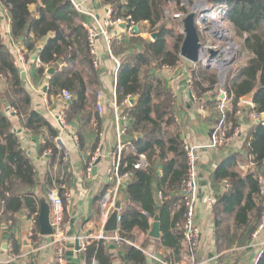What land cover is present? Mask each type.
<instances>
[{
    "label": "trees",
    "instance_id": "16d2710c",
    "mask_svg": "<svg viewBox=\"0 0 264 264\" xmlns=\"http://www.w3.org/2000/svg\"><path fill=\"white\" fill-rule=\"evenodd\" d=\"M106 1H112L113 20L131 17L140 25L141 32L147 31L150 35L157 33L155 40L133 34L112 44L113 55L120 61L117 102L122 104L131 98L137 100L135 106L122 109L133 119L127 126V148L122 160L129 164L128 170H133L139 155H145L149 162V168L135 172L124 195H119L122 207L118 235L132 243L124 242L120 246L126 250L129 264H146L145 247L138 248L133 244L135 234H148L152 221L159 216L161 239L156 241L159 247L170 252L163 261L176 264L182 261L184 251L182 225L186 207L182 190L189 166L180 122L183 110L169 87V79L164 71L174 72L181 66L180 51L184 35L178 32L177 27L167 26L165 19L171 1L176 14L186 17L189 12L184 0ZM187 1L190 5L195 2ZM0 2L9 13L12 39L22 43L27 60L31 55L37 56L34 80L44 79L49 76L48 70L55 69V74L49 76L48 101L58 99L65 91L72 94V102L65 107L62 104L65 122L76 129L77 145L88 166L100 144L106 123L113 124L114 114L108 105V114L101 115L97 111L102 82L99 71L93 65L84 16L75 9L71 0ZM210 3L227 9V19L237 35L245 38L244 49L251 55L247 64L233 75L225 87L231 99L226 122L228 137H232L240 128L238 112L241 114L245 106L240 105L243 98L254 99L250 113L260 117L264 115V0H210ZM175 19L179 21L181 18ZM21 72L15 66L14 55L0 33V80L8 88V106L16 111L18 104L13 95L32 105V97L24 86ZM193 81V89L200 99L208 92L218 90L219 78L213 70L195 69ZM3 103V93L0 92V227L4 223H17L16 216L21 212L29 219L34 215L38 218L42 201L35 193L40 182L37 166L24 150ZM205 108L215 116L217 124L220 120L218 101L207 102ZM16 115L19 116V113ZM262 119L250 130L243 152L232 154L212 174L214 185H228L212 204L214 241L218 254L250 245L264 216V196L261 195L260 184V177H264V117ZM21 121L26 130L44 139L39 156L47 157L48 165L42 178L49 187H59V195L65 205V230L69 202L67 188L62 186L69 185L72 175L65 173L66 182L60 180L65 154L57 147L59 133L33 109ZM139 134L141 138L138 139ZM244 166L249 170L244 172L238 169ZM114 185L115 182H109L98 201ZM34 233L32 239L36 241L40 238L38 222L34 226ZM82 254L86 264H113V256L103 241L90 240ZM256 264H264V252Z\"/></svg>",
    "mask_w": 264,
    "mask_h": 264
},
{
    "label": "crops",
    "instance_id": "0c3cea01",
    "mask_svg": "<svg viewBox=\"0 0 264 264\" xmlns=\"http://www.w3.org/2000/svg\"><path fill=\"white\" fill-rule=\"evenodd\" d=\"M0 24L7 33V37L3 39L5 44L9 47L12 43H17L11 37L8 10L1 2ZM142 33H145L146 36L141 35V37L151 38L149 32L145 31ZM44 43L45 41L41 45ZM98 55L102 63L99 70L102 82L100 92L109 99L112 95L115 79L114 62L107 56L104 43L101 40L98 44ZM185 64L188 66L186 61ZM37 66V56L31 55L30 59L27 60V66L22 70L26 72V79L23 81L27 92L32 97V105H27L22 99L14 95L18 104L17 112L19 116L10 113V117L14 131L20 137L24 150L27 151L37 166L40 175V182L35 189V193L42 201L47 202L49 205H51L53 196L59 193V187L56 185L49 187L42 178L48 165V158H41L39 156V148L44 139L26 130L22 125L21 118L26 117L32 109L37 111L55 127L59 133L58 138H61L68 148L69 154H65L63 165L65 166L67 163L69 170L66 173L72 175V181L69 182V185H64L67 188L66 197L69 202L67 205L68 214L65 233L70 238L65 246L66 264H84L83 252L80 253L75 249L76 238L80 236L81 244L82 239L86 237L94 240L101 232H104V226L113 213L106 220L102 200L98 201V197L101 196L109 184L108 172L111 165L110 158L115 149L116 136L113 124L110 122L106 123L104 132H106L107 141L103 143L104 151L94 166L92 175L88 176L86 159L73 138L76 129L74 127L62 128L58 124L56 117L62 108V102L58 99L52 100L51 102L48 101L43 91L44 87L48 85L50 78L46 76L44 79L35 81V68ZM175 71L165 70L164 75L169 79V87L173 89L177 103L183 110L180 116V122L182 124L181 131L185 144L193 146L207 145L210 142V134L216 124L215 116L205 108V104L212 101V99L208 97L192 99L190 89L186 84L187 74L182 70L178 76H175ZM213 100L215 99L213 98ZM53 101L55 102L54 104L52 103ZM108 106L106 105L104 114H108ZM249 110H252V106L250 107L246 104L243 107L242 113L239 114L240 128L238 133L224 147L225 149L220 151L202 149L199 151L196 215L202 234L198 258L200 264H256L260 252L259 245L264 240L263 232L259 234L257 240H253V246L250 247L248 245L243 248L235 247L224 254H218L216 252L214 241L212 204L218 200L220 194L228 186L225 183L219 187L214 185L212 182V174L215 168L232 154L243 152V146L250 130L255 123H258V120L255 121L253 113H250ZM248 113H250V117L248 116L249 119H247ZM160 173L161 170H159ZM111 190L109 189L102 198L107 196ZM124 192L125 187L121 190L120 196H123ZM16 219L18 220L17 223H4L0 227V264H54L53 238L40 235L38 240L33 241L29 236L32 226L27 215L21 212L16 216ZM104 233L110 235V233ZM133 244L138 248L145 247L143 252L147 255L146 264H162L161 261H163V258L167 254H170L168 250L159 247L157 241L150 238L149 233H136ZM107 245L113 256V264H129L125 249L113 242H109ZM15 248L17 250L14 253ZM187 263V248L184 244L182 261L176 264Z\"/></svg>",
    "mask_w": 264,
    "mask_h": 264
},
{
    "label": "built area",
    "instance_id": "2783aa9c",
    "mask_svg": "<svg viewBox=\"0 0 264 264\" xmlns=\"http://www.w3.org/2000/svg\"><path fill=\"white\" fill-rule=\"evenodd\" d=\"M71 1L75 9L85 18L84 27L88 32V44H89L90 53L93 57L94 68L97 71H99L102 65L98 55V44L100 40L104 43L105 52L107 56L111 59L112 62H114L115 79L112 88V95L109 99H107L104 96V94L100 92L97 101V111L99 114L104 115L106 111V105H109V107L112 109L114 114L113 129L116 136V145L113 153L111 154V158H110L111 165L108 172L109 182H115V185L112 188L111 192L102 199L105 218L107 220L110 214L114 212L116 208V204L118 202L119 195L121 193V190L125 187V184L129 183L132 180L135 172L146 171L149 168V162L145 155H139L138 161L133 165V170H128L129 164L123 163L122 160L123 152L127 148V143L125 141L127 136V126L129 125V123L133 121L131 115L129 113H123L122 109L123 107L132 106V105L130 104V99L125 100L122 104H118L117 102V74L120 69V61L113 55V50H112V44L115 40H121L126 36H131L135 34V32L133 31L134 27H138L139 29H141V27L139 24L135 23L131 19V17L127 19L119 18L113 20L114 8L112 6V1L109 2H107L106 0H71ZM171 3L172 2H170V4ZM200 5L202 6L203 12L198 15L199 16L198 29H199L200 38L203 35V37L206 39L203 42L201 38L203 44V49L201 51V60L197 65H193L186 62L188 64L187 66L184 60H182V64H181L182 70L187 74L186 84L190 89V96L194 100L198 98V95L193 89V85H194L193 71L200 67L206 69L205 64L209 57L208 48H212L214 50L222 49L221 45L218 46L213 43L212 37H210V35L205 31L206 25L202 24L200 19L201 17L205 16L208 8H210L216 14L218 12L221 13L220 16H222V18L224 17V20L227 19V13H228L227 9L223 7H219V10L217 11L216 6H214L213 4H211V6H208L205 3ZM123 22L128 23L129 27L127 30L120 29L119 25ZM207 27L208 28L211 27V25H209L208 22H207ZM182 31L183 30L180 31L181 34ZM0 33L3 39L7 37V33L3 29L1 24H0ZM141 35L146 36L145 33L140 32V36ZM9 49L14 55L15 66L22 71L27 66L26 50L22 46V43L21 42L12 43L11 45H9ZM211 67L216 68L215 65H212ZM225 83L226 82L223 83L221 82V89L218 91L219 93L217 96H216V91H210L208 92V94L205 95V97H208L212 100L214 98L216 101H218V110L220 112V120L217 122V124H215L210 134L209 144L204 146H193L190 144H185V151L187 153L189 171H188L187 180L184 183L182 190V196L186 207V213L184 215V222L182 228L184 231L183 232L184 244L187 248V256H188L187 264H200L198 258L201 247L202 234L197 222V215H196L198 163L200 159L199 151L202 149L210 150V151H218L226 147L230 143V141L237 135L239 130L238 129L232 137H228V125L226 122L228 115V109H227L228 95L226 92H224ZM45 96L47 97V94ZM58 100L62 102L63 106L65 107L70 102H72L73 96L70 92L65 91L62 95L59 96ZM52 103L54 104L55 102L53 101ZM240 105H244V103L241 102ZM63 106L59 111V113L57 114L56 120L62 128H67L68 126L65 122V108ZM8 112L13 115H16L17 113V111L14 109H8ZM239 114L240 112H238V115ZM253 118L255 119V121L258 120V122H260L263 117L253 114ZM73 138L77 142L78 138L75 133ZM106 139H107L106 132H103L101 134V142L95 153L92 155L91 160L86 168L88 176L92 175L93 168L97 164L102 152L104 151L103 143L107 141ZM263 166H264V161H263ZM260 184H261V195L264 196V177H260ZM62 187L64 188L65 186L63 185ZM159 199L161 200V197H159ZM210 201L212 200L210 199ZM120 214H121V209L119 210V220H118L119 222H120ZM64 216H65L64 200L60 197L58 193L53 196L50 205V224L54 231V234L52 236L54 257H55L54 264H66L65 246L68 240H70V238L66 235L64 230ZM38 218L36 217V215H34L30 219V224L32 228L29 232V236L31 237V239L35 234L34 226L38 222ZM263 232H264V216L262 217V220L258 225L257 231L254 234L253 239L257 240L259 234ZM95 239L98 241H103L104 244L113 242L122 245L125 242L127 244L132 245L131 242L124 241L123 239H121L120 236L118 235V231L110 235L101 232ZM90 240L91 239H89L88 237L82 239V244H81L82 252L86 251L87 245L89 244ZM252 243L250 244V247L253 246ZM259 249L260 252L257 261L264 252V240L260 243ZM161 263L168 264L164 261H161ZM84 264H86V262H84Z\"/></svg>",
    "mask_w": 264,
    "mask_h": 264
},
{
    "label": "water",
    "instance_id": "95a60500",
    "mask_svg": "<svg viewBox=\"0 0 264 264\" xmlns=\"http://www.w3.org/2000/svg\"><path fill=\"white\" fill-rule=\"evenodd\" d=\"M184 2H185L184 4L187 7L190 6V3L187 0H185ZM202 12H203L202 6L200 4H195L192 7L191 12L183 19L182 34L184 35V41H183L182 46H181L180 57L182 60H184L190 64H193V65L199 64V62L201 60V51L203 49V44H202V41L200 38L199 29H198V21H199L198 15L201 14ZM200 21L206 25L205 31L210 35V37H212L215 40L223 42L222 40L216 38V36H214L211 33V29L207 27V20L204 17H201ZM119 27L122 30H127L129 25L127 22H123L119 25ZM133 31L135 32L136 35L140 34V29L138 27H134ZM151 38L155 40L157 38V33L152 34ZM230 42L234 43V42L230 41L229 39L226 43L229 44ZM237 53H238V47H237V52L236 51H235V53L233 52V55L227 54L223 48L220 50H214L212 48H208L209 57H208L207 62L205 64V68L207 70H211L212 69L211 66L214 63L217 64L216 69L218 70V73H219V79L222 83L226 82V80H225L226 75L230 72L231 68L236 63V54ZM181 71H182V67L180 66L176 69L175 76H178L181 73ZM47 74L49 76H53L55 74V69L52 68V69L48 70ZM21 78H22V80L26 79V72L25 71L21 72ZM48 89H49V87H48V85H46L44 87V91H43L45 95L48 93ZM136 101H137L136 98H131L130 104L132 106H135ZM241 102L244 104L253 105L254 99H253V97H246V98H243L241 100ZM263 117H264V115H263ZM137 137L139 139V138H141V135L139 134V135H137ZM57 145H58V148L64 154H69V150L61 138L57 139ZM128 186H129V183H126L125 188H127ZM121 207H122V202L118 201L116 204V208H115L114 212L111 214L107 223L104 226V232L112 234V233H116L118 231V229H119V221H118L119 220V210L121 209ZM71 210H72V207H71ZM38 224H39L41 236H43V237H52L53 236L54 231H53L51 224H50V205L45 201H41V204H40V213H39V218H38ZM149 236H150V238H152L154 240H160L161 239V219L159 216H156L154 218L152 228L149 232ZM75 249H76V251H79L80 253H82L80 236H78L75 240Z\"/></svg>",
    "mask_w": 264,
    "mask_h": 264
},
{
    "label": "rangeland",
    "instance_id": "374dc122",
    "mask_svg": "<svg viewBox=\"0 0 264 264\" xmlns=\"http://www.w3.org/2000/svg\"><path fill=\"white\" fill-rule=\"evenodd\" d=\"M207 4L208 6H211V3H210V0H195V2H194V4H192V5H190V6H188V7H186L187 9H188V12L190 13L191 12V10H192V7L195 5V4ZM186 6V5H185ZM222 9V8H221ZM216 10L218 11L219 10V7H216ZM167 13H168V15H167V19H165V23L167 24V26H169V27H177V30H178V32H180L181 30H182V28H183V19L185 18V16L184 15H180V14H176L175 13V11H174V4L173 3H171L170 4V6L167 8ZM217 14H221V13H217ZM176 17H180L181 19L179 20V21H177V19H175ZM222 17V16H221ZM223 20H224V17H223ZM227 20V19H226ZM226 20H224L226 23H225V26H223V28H226V27H228V26H230V22L228 21H226ZM210 22H211V24H212V26H213V24H214V22L213 21H211L210 20ZM176 23L178 24V25H176ZM214 28V27H213ZM229 28V27H228ZM215 30V29H214ZM230 34H231V41L232 42H234V44H236V46L238 47V53L236 54V63H235V65L231 68V70H230V72L226 75V83H225V86H224V92H226L227 93V90H226V85H227V83L229 82V80H231V78L233 77V75H235L236 74V72L240 69V68H242L243 66H245L246 64H247V62H248V60L250 59V57H251V55H250V53H248L247 51H245V49H244V44H245V38L243 37V36H240V35H237V33H236V31H235V29H234V27L232 26V27H230ZM209 37V36H208ZM201 38H202V41L204 42V40H206L204 37H203V35L201 36ZM217 38V37H216ZM212 40H213V43L215 44V45H218V46H222V48H226L227 47V45H226V42H221V41H218V40H215V39H213L212 38ZM212 70L213 71H215L217 74H218V78H219V73H218V70L216 69V68H212ZM221 89V81H220V79H219V85H218V90L216 91V96L218 95V91ZM7 90H8V88H7V86L5 85V82L3 81V80H0V92H2L3 93V97H4V105H3V107H6V110H8V109H13V108H10L9 106H8V101L6 100V97H7ZM9 92L11 93L12 91L11 90H9ZM12 95H13V93H11ZM228 95V94H227ZM2 96V95H1ZM14 96V95H13ZM230 103H231V99L230 98H228V104H227V109L228 110H230L231 108H230ZM15 110V109H14ZM245 111V110H244ZM248 116L250 117V115H249V113L247 114V119H249L248 118ZM263 120V119H262ZM261 120V121H262ZM68 128H69V126H68ZM75 133V132H74ZM223 149H225V148H222V149H220V150H223ZM219 150V151H220ZM68 170H69V168H68V166H67V163L65 164V166H63L62 167V174H61V176H60V180L62 179V180H64V182H66V172H68ZM240 171L242 170V171H244V172H246V171H248L249 170V168L248 167H246V166H244L242 169H239ZM66 173V174H65ZM259 242V241H258Z\"/></svg>",
    "mask_w": 264,
    "mask_h": 264
},
{
    "label": "bare ground",
    "instance_id": "6f19581e",
    "mask_svg": "<svg viewBox=\"0 0 264 264\" xmlns=\"http://www.w3.org/2000/svg\"><path fill=\"white\" fill-rule=\"evenodd\" d=\"M204 17L207 19L208 24L211 25V27H210L211 33L214 36H216L218 39L222 40L223 42H227L228 39L231 41V34H230V27H232L231 24H230V26H228L229 28L228 27L223 28V26H225L226 22L223 20V18L220 15L214 13L210 8L207 9V13L205 14ZM210 20L214 22L213 26H212ZM226 45H227V47L226 48L224 47L223 49L226 51L227 54L233 55V52L234 53H235V51L237 52V46L234 43L230 42L229 44L226 43ZM213 65L217 66V64H215V63Z\"/></svg>",
    "mask_w": 264,
    "mask_h": 264
}]
</instances>
